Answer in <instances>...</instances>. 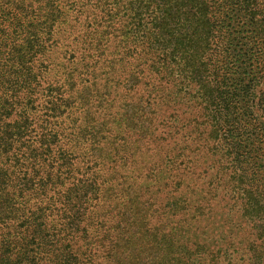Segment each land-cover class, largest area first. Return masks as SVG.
Listing matches in <instances>:
<instances>
[{
  "label": "trees",
  "instance_id": "obj_1",
  "mask_svg": "<svg viewBox=\"0 0 264 264\" xmlns=\"http://www.w3.org/2000/svg\"><path fill=\"white\" fill-rule=\"evenodd\" d=\"M217 227L264 264V0H0V264H197Z\"/></svg>",
  "mask_w": 264,
  "mask_h": 264
},
{
  "label": "rangeland",
  "instance_id": "obj_2",
  "mask_svg": "<svg viewBox=\"0 0 264 264\" xmlns=\"http://www.w3.org/2000/svg\"><path fill=\"white\" fill-rule=\"evenodd\" d=\"M216 184V183H215ZM217 196L214 198L216 201V204L219 206L224 207V212L229 211V201H226V199L223 196L222 203L219 202V197L224 194V190L221 189L219 186L217 191H215ZM220 228H214V231L210 234L212 239L214 240V245L212 249L214 252H212V249H208L204 253V258L200 259L197 264H250V262L247 260L248 253L247 248L245 245H241L240 248L237 247V240L241 237V234H243V227H240L239 230H233L232 235H229L230 238H228V235L225 237V239H218V233L220 232ZM227 233V232H226ZM228 234V233H227ZM230 239V241H229ZM216 243L219 245H222L221 251L216 253L217 246ZM233 244V245H232ZM234 248L236 249L234 251ZM224 249V252L222 253ZM215 254V255H213ZM213 255V256H212Z\"/></svg>",
  "mask_w": 264,
  "mask_h": 264
}]
</instances>
